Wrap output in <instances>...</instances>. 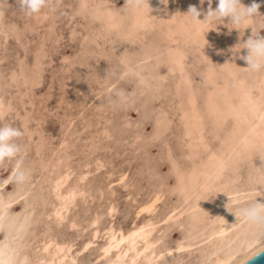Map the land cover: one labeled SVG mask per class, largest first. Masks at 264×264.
I'll return each instance as SVG.
<instances>
[{"label": "rangeland", "instance_id": "1", "mask_svg": "<svg viewBox=\"0 0 264 264\" xmlns=\"http://www.w3.org/2000/svg\"><path fill=\"white\" fill-rule=\"evenodd\" d=\"M255 2L260 14L235 25L194 21L190 6L203 20L208 0H50L32 17L0 0V125L24 132L18 157L0 163V264H51L72 242L79 253L64 264H101L111 224L174 211L159 249L205 219L194 210L264 198V144L239 141L264 122V70L241 58L249 37L264 36ZM212 160L224 165L205 180ZM17 168L27 183L14 181ZM199 246L155 264L194 260Z\"/></svg>", "mask_w": 264, "mask_h": 264}, {"label": "bare ground", "instance_id": "2", "mask_svg": "<svg viewBox=\"0 0 264 264\" xmlns=\"http://www.w3.org/2000/svg\"><path fill=\"white\" fill-rule=\"evenodd\" d=\"M255 125L256 124L252 122L249 126L251 132L243 134L239 138V141H244L246 145H254L257 143L264 144V122L262 127H260L259 132L252 133V129ZM247 147L248 146L243 147L242 149L247 151ZM235 149L240 151V148H236V144H233L229 154ZM222 165H224L222 160L213 161L210 173L205 177V180L209 177L213 178L214 175L219 172ZM59 183L60 180L56 184L59 185ZM235 192L236 189H227L224 193H221L220 196L223 194L232 195V193L235 194ZM67 195L65 197H68ZM248 195L249 192L247 195L241 196L245 197ZM241 196L233 195L232 198H228L224 201L223 203L227 207L223 210H194L197 217H205V219L202 220L199 225L197 224L195 229L190 232L189 235H183L184 240H177L172 245H165L159 249H157L156 245L162 239L163 235L158 227L161 224L170 221L175 214L173 213L174 211L169 212L162 217L151 216L142 222H135L128 230H124L121 227L116 228L111 224L106 227V230H104L106 240L100 246V255L103 256V262L101 264H135L139 259H143L144 264H155L158 258L164 256V254L168 252H179L183 249H193V246L199 244V247L204 245V248L199 251L197 258L194 260H184L181 258L175 263L241 264V253L244 246L250 242V233L252 230L243 218L237 219V217H239V209L241 207H246L251 202L245 203L242 206H234L233 208L228 207L231 201L237 202ZM259 202H264V198L259 200ZM219 205H221V203ZM154 211L155 210H146L149 214H153ZM109 212L112 214L114 210H109ZM138 215L139 214H137V216ZM95 236L96 231L94 232V237ZM90 243L91 241H88L84 244V250ZM73 245L74 243L72 242L67 244L65 249L63 248L64 246L62 247L61 245L56 247L57 251L51 259V264H64L66 257L74 260V255L79 253V251L72 253L71 248H73ZM209 257H211V259H209Z\"/></svg>", "mask_w": 264, "mask_h": 264}, {"label": "clouds", "instance_id": "3", "mask_svg": "<svg viewBox=\"0 0 264 264\" xmlns=\"http://www.w3.org/2000/svg\"><path fill=\"white\" fill-rule=\"evenodd\" d=\"M160 2L167 5L168 0H160ZM125 3L130 8L136 9L149 5V0H125ZM203 3L204 0H201V4ZM208 3L209 8L203 20L198 18L201 13L195 6H190L187 13L191 14L194 21L210 23L214 20L229 18L230 22L235 25H239L243 20L254 18L260 14V4L256 3L255 0L250 6L243 5L241 0H218L215 9L211 8L212 0H208ZM16 4L25 16L32 17L40 13L45 7H48L50 0H16ZM243 49L247 50V54L241 57L246 62V67L254 73L264 70V36L252 35L245 41ZM23 136L24 132L19 127L10 124L0 125V163L11 161L18 157L22 151V145L18 141ZM30 175V171L17 168L13 179L17 184L23 185L29 181ZM239 218H243L252 230L250 242L244 246L241 253V264H245V261L264 251V202H259L256 198L246 207H241L237 219Z\"/></svg>", "mask_w": 264, "mask_h": 264}, {"label": "water", "instance_id": "4", "mask_svg": "<svg viewBox=\"0 0 264 264\" xmlns=\"http://www.w3.org/2000/svg\"><path fill=\"white\" fill-rule=\"evenodd\" d=\"M245 264H264V251H261L259 255L245 261Z\"/></svg>", "mask_w": 264, "mask_h": 264}]
</instances>
